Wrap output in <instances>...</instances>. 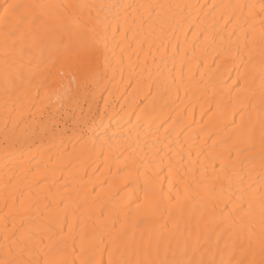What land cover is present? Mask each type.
Here are the masks:
<instances>
[{"label":"snow or ice","instance_id":"6c2138e0","mask_svg":"<svg viewBox=\"0 0 264 264\" xmlns=\"http://www.w3.org/2000/svg\"><path fill=\"white\" fill-rule=\"evenodd\" d=\"M192 7L119 0H5L0 4V85L6 98L15 97L11 108L7 99L4 105L5 150L19 146L22 151L45 139L64 144L63 137L71 133L70 139L84 141L81 151L86 152L88 118L76 117L71 109L59 118L51 112L45 117L49 110L45 101L71 77L74 87L65 91V97L69 105H78L107 74L115 49L123 52L125 44L131 47L129 33L135 39L146 18L165 21L168 12ZM219 7L232 10L229 20L237 13V21L243 20L242 37H237L234 48L229 44L224 50L227 56L239 58L244 68L238 79L245 84L254 81L257 68L260 78L258 120L251 111L245 118L244 109L233 113L241 119L239 125L231 121L235 136L226 141L228 156L209 151L200 162L191 161L189 153L185 165L180 153L147 162L129 154L123 187L135 194L143 178V200L134 212H123V221L101 219V213L98 223H73L66 231L67 211L63 218L50 215L37 224L31 216L39 210L35 199L19 205L13 200L12 210L0 218V264H264V0ZM250 108L254 111L255 105ZM257 158L260 187L245 186V176L256 171ZM128 207L125 202L121 211ZM45 208L51 211L49 205Z\"/></svg>","mask_w":264,"mask_h":264},{"label":"bare ground","instance_id":"6f19581e","mask_svg":"<svg viewBox=\"0 0 264 264\" xmlns=\"http://www.w3.org/2000/svg\"><path fill=\"white\" fill-rule=\"evenodd\" d=\"M119 2L195 7L185 8L182 12L172 10L167 13L169 18L165 21L146 18L135 39L133 33H129L131 47L125 44L123 52L120 48L115 49V59L107 74L98 78L92 94L82 97L78 105H69L65 97V91L74 87L71 77L65 79L63 87L45 101L49 105L45 117L51 112L59 118L71 109L76 117L84 115L88 118L86 152L81 151L84 141L70 139L71 133L63 137L64 144L60 139L51 143L45 139L37 140L30 148L25 146L22 151L19 146L6 151L2 133L4 105L7 99L11 108L15 97L6 98L0 85V218L12 210L13 200L19 205L21 201L27 203L35 199L39 210L34 209L31 216L37 224L50 215L63 218L65 211L68 213L66 231L73 223L86 222L89 226L98 223L97 217H101V213V219L111 217L123 221V212H134L143 200V178L135 194L123 187L124 160L129 154L147 162L161 155L180 153L185 165H189V153L191 161L204 162L209 151L226 158L229 148L226 141L235 136L231 121L235 119L239 125L241 119L239 115L234 117L233 113L244 109L245 118L251 111L253 119L258 120L259 70L257 68L255 80L245 84L238 79L244 71L239 58L233 59L224 51L229 44L234 48L237 37H242L240 25L243 20L237 21L239 13L229 20L232 10L219 6L258 3L259 0ZM4 3L5 0H0V4ZM212 5L218 7L212 8ZM233 31L235 35L230 36ZM238 84L247 90L241 91ZM250 104L255 105L254 111ZM24 111L27 113V107ZM60 127H65L63 120ZM197 151L201 152L199 157ZM232 155L234 157L235 153ZM258 164L257 158L256 171L245 176V186L251 183L255 188L260 187ZM6 201L8 207H5ZM125 202L129 207L121 211ZM46 204L51 211L45 208ZM211 207L208 205L209 209ZM195 224L193 219L191 227L194 228ZM75 231L79 251V227Z\"/></svg>","mask_w":264,"mask_h":264}]
</instances>
